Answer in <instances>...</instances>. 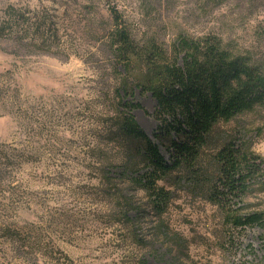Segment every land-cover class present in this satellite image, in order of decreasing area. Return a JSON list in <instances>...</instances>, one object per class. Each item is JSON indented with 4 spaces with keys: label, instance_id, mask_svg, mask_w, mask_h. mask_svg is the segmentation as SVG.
Here are the masks:
<instances>
[{
    "label": "rangeland",
    "instance_id": "374dc122",
    "mask_svg": "<svg viewBox=\"0 0 264 264\" xmlns=\"http://www.w3.org/2000/svg\"><path fill=\"white\" fill-rule=\"evenodd\" d=\"M99 2L100 0H0V24L12 26L13 34L28 33L25 39L34 42L32 47H27L28 45H23L25 39L22 42L20 40L18 44L0 38V52L23 60L37 52L47 54L55 49L53 54L62 58L65 55V46L89 52V45H93L112 66L113 72L126 78L127 72L121 66L114 68L109 44L104 40L112 23L110 16L99 14ZM142 3L145 15L141 18V23L151 36L142 43L127 25L140 46L154 42L165 49H169L178 36L185 35V25L200 23L210 7L221 3L233 4L234 7L229 9L228 15L233 16L241 25L247 26L246 32L250 40L247 46H240L233 52L229 49L235 46V41L230 39L225 49L232 54L246 56L264 73V18L248 23L254 14L264 13V0H142ZM177 3L189 6L177 13ZM110 6L116 7L114 3ZM94 14H99V18H95ZM177 15L179 20L174 21L173 18ZM170 25L175 28L176 36L170 44H166L164 37ZM37 38L39 43H36ZM89 55L94 62L100 61V57L95 53L89 52ZM132 60L133 71L128 73L126 79L131 84L136 79H144L147 72L144 62L136 58ZM17 67L13 61L11 68L0 71V106H3L4 97L10 92L15 104L9 105L8 110L24 120L34 122L36 127L31 129L33 135L42 138L45 143L40 144L38 139L37 145L26 151L13 148L0 139V264H39L38 252L49 259H55L57 264H85L87 256L91 253L73 258L60 248H55L56 255H53L52 247L54 237L70 245L81 239L76 236V232L84 227L82 213L70 206V202L57 203L63 200L59 188L42 187L33 190L26 186V182L19 181L20 177L16 175L22 162H36L45 152L49 153L51 158L63 157L60 160L61 168L72 167L67 163L68 160L76 163L82 160L80 141L61 138L54 130L58 121L71 118V112L64 111L65 105L69 103L68 98L52 95L48 100L50 107L47 109L43 105L29 103L26 98L21 99L20 87L15 83H8L13 80V69ZM100 84L106 86L105 81ZM119 93L123 95L121 90ZM126 100L137 105L132 108L131 113L151 138L159 125L153 115L156 108L155 99L148 91L132 84V94L127 96ZM249 114L264 119V104L231 119L234 122L231 129L220 127L221 123L226 122L217 124L208 138V144L201 152L195 169L181 167L160 179L163 183H157L158 186L167 191L169 196L164 206H157L145 189H141L132 180L136 169L139 171L144 168V172L148 170L147 163L144 161L143 166L139 162V166L133 168L130 158L128 161L121 148V158L108 167L107 176L111 178L110 194L119 197V215L123 217L125 225L131 223V228L129 232L117 233L119 239L110 243L114 249H123L130 236L133 247L127 252H122L119 260L105 259L104 264H213V247L220 250V264H264V224L241 230L233 227L232 221L225 216L217 222L218 226L212 228L211 236L215 240L211 241L199 230L200 218L191 219V214L197 209L203 210V206L196 203L198 199L211 203L208 200V191L217 172V164L212 157L214 151L226 141L247 150L259 131V128H248L249 121L240 119ZM256 153L264 154V144L256 145ZM259 154L255 155L264 159V155ZM7 157L13 158V162L8 163ZM165 157L167 158L166 155ZM41 179L47 184H63L69 177L58 172L55 176L42 174ZM259 181L260 183H257ZM249 183V188L244 193L228 196L231 208L239 210L238 213L262 212L264 217V177L251 179ZM124 196L128 197L132 204V209L128 211L129 219L122 215ZM177 200H182V203L177 204ZM184 204L189 212L180 216L177 223L187 225L186 232L171 226L172 209L183 211ZM30 216L33 218H29ZM193 245L205 247L203 254L197 253L198 258H194L192 254ZM103 247L107 248V245ZM112 254L110 251H104L94 259L100 260Z\"/></svg>",
    "mask_w": 264,
    "mask_h": 264
},
{
    "label": "clouds",
    "instance_id": "9594fccd",
    "mask_svg": "<svg viewBox=\"0 0 264 264\" xmlns=\"http://www.w3.org/2000/svg\"><path fill=\"white\" fill-rule=\"evenodd\" d=\"M112 3L121 12L138 40L143 43L151 36L145 25L141 23V18L145 15L142 0H109V2L100 0L97 4L99 14L109 17ZM188 6L177 3L175 9L180 13ZM231 7H234L231 3L210 7L206 15L202 16L200 23L184 26L185 38L197 41L213 33L219 36L218 47L221 49L228 47L230 39L235 41V46L230 48V51L234 52L240 46H247L250 40L246 32L247 26L241 25L233 16L228 15ZM99 14H94L95 18L98 19ZM261 18H264V13L254 14L248 23H254L256 19ZM173 20L178 21L179 15ZM175 36L176 30L170 25L164 37L165 43L170 44ZM104 40L107 41L108 37H104ZM36 43H39V38L36 39ZM54 52L55 49L47 54L37 52L23 60L0 52V71L11 68L13 61L18 65L13 69V80L8 83H15L20 87L21 99L26 98L29 103L43 105L47 109L50 107L48 100L52 95L68 98L69 103L65 105L64 111H70L71 118L58 121L54 130L61 138L80 141L82 160L79 163L68 160L67 163L72 167L61 168L60 160L63 157L51 158L50 154L45 152V155L36 162H22L16 175L20 177L19 181L26 182V186L33 190L42 187L59 188L63 200L57 203L70 202V206L79 210L84 217L83 229H78L76 232V236L81 239L75 240L70 245L54 237L53 255H56L54 249L60 248L73 258L84 257L86 253H91L87 256L85 264H104L105 259L119 260L122 252H127L133 247L130 236L123 249H114L111 246V243L119 239L117 233L129 232L131 228V223L125 225L123 217L119 215V197L110 194V180L107 176L108 167L121 158L122 149L119 142L121 129L116 128L115 124L118 115L116 91L121 87L122 77L113 72L112 66L93 45H89V52L100 57L99 62H94L89 52L81 48L65 46V55L62 58H58L53 54ZM101 81H105L106 86H101ZM14 104L9 92L4 97L3 106H0V139L13 148L26 151L36 146L38 139L40 144L45 143L42 138L33 135L31 129L36 127L34 122L24 120L8 110L9 105L14 106ZM240 119L249 121L248 128H259L247 149L253 154H259L256 153V145L264 144V119L254 117L253 114ZM233 123L230 120L221 123L220 127L231 129ZM58 172H62L69 179L63 184H47L41 179L42 174L55 176ZM157 183L163 181L157 180ZM176 203L180 204L182 200H177ZM196 203L202 205L203 210L197 209L191 214V219L196 220L199 217V230L214 241L211 230L214 226H218L217 222L224 219L230 209L221 203H208L207 200L198 199ZM185 205L183 211L172 209L171 226L184 229L186 232L187 225L177 223L180 216L189 212ZM104 245H107V248L103 247ZM191 249L194 258H198L197 253L203 254L205 251L204 245L199 247L193 245ZM104 251L113 254L100 260L94 259ZM212 251L215 253L212 256L213 264H220V250L213 247ZM37 256L40 258L39 264H57L55 259H49L40 252Z\"/></svg>",
    "mask_w": 264,
    "mask_h": 264
},
{
    "label": "trees",
    "instance_id": "16d2710c",
    "mask_svg": "<svg viewBox=\"0 0 264 264\" xmlns=\"http://www.w3.org/2000/svg\"><path fill=\"white\" fill-rule=\"evenodd\" d=\"M109 12L112 25L107 42L113 65L127 72L119 87L123 95L117 91L115 127L121 129L120 146L133 168L138 167L139 162L143 166L144 161L147 163L148 170L136 169L132 180L145 189L157 206H164L169 196L158 186L157 180L181 167L195 169L217 124L264 104V73L246 56L219 48L220 38L214 34L197 41L180 35L169 49L154 42L140 46L121 12L113 6ZM27 34H13L12 26L0 24L3 40L22 42ZM25 40L24 46L34 45L33 41ZM132 58L141 60L147 67L145 78L136 79L132 84L148 91L156 101L153 115L159 125L151 138L131 113L137 105L126 100L132 94V84L126 80L128 73L133 71ZM212 157L217 172L208 191V200L230 209L225 216L232 221L233 227L245 230L256 224L262 226V212L238 213L239 210L231 208L228 196L244 193L251 179L264 177V159L231 141L217 148ZM6 159L8 163L13 162V158ZM123 201L122 215L129 219L132 204L126 196Z\"/></svg>",
    "mask_w": 264,
    "mask_h": 264
}]
</instances>
